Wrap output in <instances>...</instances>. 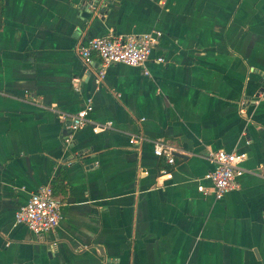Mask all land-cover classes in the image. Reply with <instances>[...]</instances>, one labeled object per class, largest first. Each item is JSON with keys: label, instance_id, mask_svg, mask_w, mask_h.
<instances>
[{"label": "crops", "instance_id": "1", "mask_svg": "<svg viewBox=\"0 0 264 264\" xmlns=\"http://www.w3.org/2000/svg\"><path fill=\"white\" fill-rule=\"evenodd\" d=\"M151 30L144 65L111 63L99 83L100 59L76 52ZM87 98L112 129L70 132L59 112ZM218 149L246 158L215 199L204 175ZM59 175V224H14ZM0 264H264V0H0Z\"/></svg>", "mask_w": 264, "mask_h": 264}, {"label": "built area", "instance_id": "2", "mask_svg": "<svg viewBox=\"0 0 264 264\" xmlns=\"http://www.w3.org/2000/svg\"><path fill=\"white\" fill-rule=\"evenodd\" d=\"M160 36L161 32L158 30L126 35L107 32L93 37L85 43L78 44L76 52L86 66L91 63L92 55H96L100 59L102 68L95 76L96 83H99L104 76V67L111 63L143 66L149 59ZM154 60L163 63L165 58L158 55ZM144 72L147 73V71ZM91 111L92 102L90 98H87L82 108L73 113L59 112V116L66 120L67 128L71 133L86 125H90L95 132L113 128L111 120L92 121L89 116ZM142 139L144 137L140 133H134L130 134L128 142L131 145L138 144ZM65 140L67 141L68 138ZM151 142L154 155L163 156L170 164L174 162V148L171 145L161 138H155ZM209 158L213 163V168L204 175V178L210 181L214 198L219 199L229 190L238 186L237 177L244 172L241 164L246 158V153L218 149L210 152ZM197 188L199 191H205L202 185ZM61 206L62 203L53 194L51 186L40 185L30 193L25 203L15 210L14 224L23 225L34 234L41 235L59 224L62 218Z\"/></svg>", "mask_w": 264, "mask_h": 264}, {"label": "trees", "instance_id": "3", "mask_svg": "<svg viewBox=\"0 0 264 264\" xmlns=\"http://www.w3.org/2000/svg\"><path fill=\"white\" fill-rule=\"evenodd\" d=\"M52 190L53 194L64 193L65 187L62 175H59V177L53 179Z\"/></svg>", "mask_w": 264, "mask_h": 264}, {"label": "water", "instance_id": "4", "mask_svg": "<svg viewBox=\"0 0 264 264\" xmlns=\"http://www.w3.org/2000/svg\"><path fill=\"white\" fill-rule=\"evenodd\" d=\"M175 155H178L179 156V154H177V153Z\"/></svg>", "mask_w": 264, "mask_h": 264}]
</instances>
